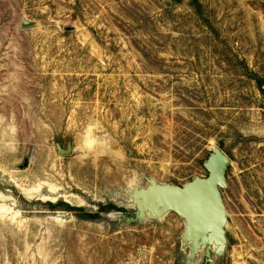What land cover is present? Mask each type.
Segmentation results:
<instances>
[{"label":"rangeland","instance_id":"374dc122","mask_svg":"<svg viewBox=\"0 0 264 264\" xmlns=\"http://www.w3.org/2000/svg\"><path fill=\"white\" fill-rule=\"evenodd\" d=\"M197 1L0 0V264H203L175 213L129 220L134 188L205 178L214 147L209 264H264V0Z\"/></svg>","mask_w":264,"mask_h":264},{"label":"water","instance_id":"95a60500","mask_svg":"<svg viewBox=\"0 0 264 264\" xmlns=\"http://www.w3.org/2000/svg\"><path fill=\"white\" fill-rule=\"evenodd\" d=\"M33 22L23 21L22 27H31ZM61 155H69L72 145L65 149L56 144ZM229 158L220 148L214 147L203 164L207 172L205 178H194L185 185H160L148 181L145 188H134L132 198L136 200L137 212L130 222L142 221L149 215L158 216L170 211L185 220L183 239L190 243V257L204 248L203 264L211 263V254L223 250L225 239V209L221 190L226 185V171ZM185 264H194L187 261Z\"/></svg>","mask_w":264,"mask_h":264},{"label":"trees","instance_id":"16d2710c","mask_svg":"<svg viewBox=\"0 0 264 264\" xmlns=\"http://www.w3.org/2000/svg\"><path fill=\"white\" fill-rule=\"evenodd\" d=\"M190 2H191V5L195 9L200 8L197 0H190ZM251 79H253L257 83L258 88L261 90L262 80L253 74L251 75ZM60 204L65 208V211H69V212L77 211V212H79V215H78L79 218L85 219V220H94V219L98 218L99 213L108 212V211L114 209V207H112L111 205H106V206L100 205L98 213H90V212L87 213V212H84V210L81 208L70 207V206L66 205L65 203H60Z\"/></svg>","mask_w":264,"mask_h":264}]
</instances>
